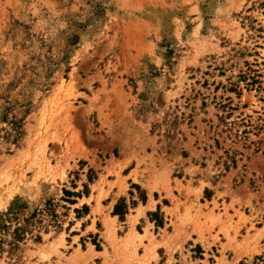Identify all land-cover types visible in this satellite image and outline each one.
I'll list each match as a JSON object with an SVG mask.
<instances>
[{"label": "rangeland", "instance_id": "1", "mask_svg": "<svg viewBox=\"0 0 264 264\" xmlns=\"http://www.w3.org/2000/svg\"><path fill=\"white\" fill-rule=\"evenodd\" d=\"M10 208L0 264H264V0H0Z\"/></svg>", "mask_w": 264, "mask_h": 264}, {"label": "trees", "instance_id": "2", "mask_svg": "<svg viewBox=\"0 0 264 264\" xmlns=\"http://www.w3.org/2000/svg\"><path fill=\"white\" fill-rule=\"evenodd\" d=\"M64 196L69 198L70 196L80 197L79 195H73L67 191L64 192ZM119 206L114 208L115 215L118 213ZM35 214L30 217H18V214L13 208H10L6 214L0 215V254L4 252V245L9 247V251H14L18 243L22 242L28 235L29 230L33 227ZM35 241H40L39 236H34ZM8 239V240H7Z\"/></svg>", "mask_w": 264, "mask_h": 264}]
</instances>
